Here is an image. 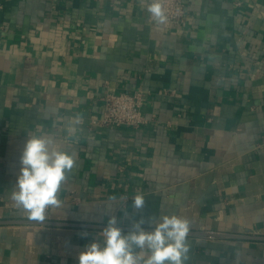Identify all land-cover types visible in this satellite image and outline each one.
<instances>
[{"label":"crops","instance_id":"obj_1","mask_svg":"<svg viewBox=\"0 0 264 264\" xmlns=\"http://www.w3.org/2000/svg\"><path fill=\"white\" fill-rule=\"evenodd\" d=\"M149 2L0 0V264H78L109 216L165 214L191 222L186 264H264V0H185L182 27ZM136 90L145 124L98 125L107 93ZM34 131L76 161L43 223L10 198Z\"/></svg>","mask_w":264,"mask_h":264},{"label":"clouds","instance_id":"obj_2","mask_svg":"<svg viewBox=\"0 0 264 264\" xmlns=\"http://www.w3.org/2000/svg\"><path fill=\"white\" fill-rule=\"evenodd\" d=\"M157 23L167 22L161 0H150L146 8ZM83 117L76 114L63 121L67 137L80 131ZM76 164L74 153L55 134L34 131L27 134L17 181L11 200L27 214L30 221L43 223L49 209L63 205L58 193ZM132 207L142 209V193L132 199ZM149 224L145 228V224ZM190 220L182 215H162L134 220L127 232L112 215L99 235L103 238L86 245L78 256V264H186L190 246Z\"/></svg>","mask_w":264,"mask_h":264},{"label":"built area","instance_id":"obj_3","mask_svg":"<svg viewBox=\"0 0 264 264\" xmlns=\"http://www.w3.org/2000/svg\"><path fill=\"white\" fill-rule=\"evenodd\" d=\"M161 2L168 17L167 22L161 25L182 27L186 22L187 4L185 0H161ZM148 15L152 22L157 23L151 18L149 13ZM144 102L145 95L141 90L120 93L109 92L104 96L102 116L97 120V123L102 127L131 126L139 128L147 122L142 109ZM75 225L83 227L82 235L85 237L89 236L92 230L101 227L100 225L90 223ZM120 226L125 232L130 228V226L122 224ZM205 234L208 238H228L230 236L226 232L217 233L215 231H207Z\"/></svg>","mask_w":264,"mask_h":264}]
</instances>
